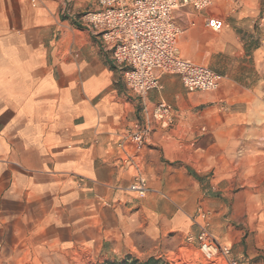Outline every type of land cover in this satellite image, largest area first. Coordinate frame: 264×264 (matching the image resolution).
Segmentation results:
<instances>
[{
  "label": "crops",
  "instance_id": "obj_1",
  "mask_svg": "<svg viewBox=\"0 0 264 264\" xmlns=\"http://www.w3.org/2000/svg\"><path fill=\"white\" fill-rule=\"evenodd\" d=\"M217 3L174 20L181 55L220 73L219 88L163 73L140 95L79 18L95 0H0V264L162 257L198 232L199 205L231 259L264 264V42ZM160 102L169 127L151 117ZM136 123L149 131L133 165L121 142ZM137 172L144 196L128 189Z\"/></svg>",
  "mask_w": 264,
  "mask_h": 264
},
{
  "label": "built area",
  "instance_id": "obj_2",
  "mask_svg": "<svg viewBox=\"0 0 264 264\" xmlns=\"http://www.w3.org/2000/svg\"><path fill=\"white\" fill-rule=\"evenodd\" d=\"M96 8L80 15V20L99 35L112 51L114 60L124 72L128 88L140 95L161 88V74H178L190 92L215 91L221 74L210 67L183 57L178 46L181 27L174 20V12L193 6L203 10L212 0H95ZM208 25L221 29L223 22L209 19ZM152 119L162 127H169L175 119L173 105L160 102L151 110ZM148 128L140 123L128 131L121 142L131 146L128 160L134 165L147 142ZM128 189L144 196L147 180L140 173ZM193 222L196 234H188L186 241L197 245L205 261L213 264H239L230 257L231 249L219 242L209 230L210 214L199 205Z\"/></svg>",
  "mask_w": 264,
  "mask_h": 264
},
{
  "label": "rangeland",
  "instance_id": "obj_3",
  "mask_svg": "<svg viewBox=\"0 0 264 264\" xmlns=\"http://www.w3.org/2000/svg\"><path fill=\"white\" fill-rule=\"evenodd\" d=\"M225 8L232 12H243V19L237 20L231 16L230 20L237 23L244 39L255 38L252 41L264 42V0H223L222 5L218 4L213 9L223 11ZM162 258L166 264H213L204 260L197 245L188 244L186 240Z\"/></svg>",
  "mask_w": 264,
  "mask_h": 264
},
{
  "label": "trees",
  "instance_id": "obj_4",
  "mask_svg": "<svg viewBox=\"0 0 264 264\" xmlns=\"http://www.w3.org/2000/svg\"><path fill=\"white\" fill-rule=\"evenodd\" d=\"M103 264H166L162 257L150 256L146 260H139L130 256L125 257L120 261H105Z\"/></svg>",
  "mask_w": 264,
  "mask_h": 264
}]
</instances>
